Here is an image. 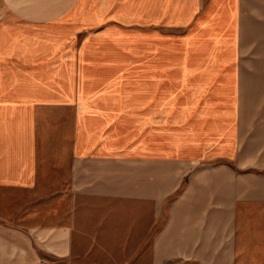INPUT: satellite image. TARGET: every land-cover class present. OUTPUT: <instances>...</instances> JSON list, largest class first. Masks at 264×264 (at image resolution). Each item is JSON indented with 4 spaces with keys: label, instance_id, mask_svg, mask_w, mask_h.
<instances>
[{
    "label": "crops",
    "instance_id": "0c3cea01",
    "mask_svg": "<svg viewBox=\"0 0 264 264\" xmlns=\"http://www.w3.org/2000/svg\"><path fill=\"white\" fill-rule=\"evenodd\" d=\"M134 25L207 80L87 64ZM41 263L264 264V0H0V264Z\"/></svg>",
    "mask_w": 264,
    "mask_h": 264
},
{
    "label": "rangeland",
    "instance_id": "374dc122",
    "mask_svg": "<svg viewBox=\"0 0 264 264\" xmlns=\"http://www.w3.org/2000/svg\"><path fill=\"white\" fill-rule=\"evenodd\" d=\"M194 27H188L186 29H179V30H168L167 32H162L161 34L158 33V30L154 33L153 29L149 34L150 39L147 40V43H143L140 38L143 36V26L142 25H134L131 27L128 32H130L131 36L139 37V39L135 42H130V46L135 47L131 48L133 51L131 52L130 47L121 48L118 50L119 55L121 57H111L108 55L111 52L109 46H105V51L103 55H96V56H88L87 57V64L90 65L91 62L93 63H115L116 59L123 60L119 61V63L129 64L134 67H139L138 70H131L128 72H115L112 73L114 76H121L123 74H127L129 78L132 79H142L143 76V66L149 67L146 68V78L147 80L151 81H181L183 79L189 80L193 84H200L203 83L204 80H207V72H204L202 69L201 71L191 72L187 75V77H183V72H181L180 67L182 66L183 62H186L189 66L197 67H205L207 62L204 59H199L196 57H191L190 55H186V40L188 37L192 35V31ZM189 39V38H188ZM137 47V48H136ZM126 48V49H125ZM107 51V52H106ZM127 51V52H126ZM107 53V54H106ZM127 53H129L127 56ZM129 58V59H126ZM111 60H113L111 62ZM125 60H128L125 62ZM115 61V62H114ZM206 63V64H205ZM87 74L92 75L90 69H87ZM221 74V73H220ZM217 79L221 81V75L218 76ZM219 81V82H220ZM212 88H199L195 89L194 95H203L200 97V100H204L208 95L205 93L214 92L217 94H222V88L218 87L215 90H211ZM162 90H170L171 92L176 91V93H180L179 96L181 97L182 103H189L191 98V94L189 93L190 88L184 87H176V88H164ZM175 94V93H174ZM205 94V95H204Z\"/></svg>",
    "mask_w": 264,
    "mask_h": 264
},
{
    "label": "built area",
    "instance_id": "2783aa9c",
    "mask_svg": "<svg viewBox=\"0 0 264 264\" xmlns=\"http://www.w3.org/2000/svg\"><path fill=\"white\" fill-rule=\"evenodd\" d=\"M41 264H47V263H41Z\"/></svg>",
    "mask_w": 264,
    "mask_h": 264
}]
</instances>
